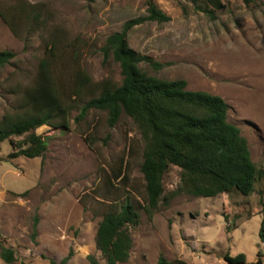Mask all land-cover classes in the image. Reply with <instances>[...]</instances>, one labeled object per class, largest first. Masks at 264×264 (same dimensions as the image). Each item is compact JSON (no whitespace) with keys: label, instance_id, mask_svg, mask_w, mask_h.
<instances>
[{"label":"rangeland","instance_id":"374dc122","mask_svg":"<svg viewBox=\"0 0 264 264\" xmlns=\"http://www.w3.org/2000/svg\"><path fill=\"white\" fill-rule=\"evenodd\" d=\"M19 1L0 0V7L8 9ZM24 1L40 7V18L23 21L17 35L0 18V52L16 55L0 68V118L21 96L13 90L37 81L41 61L52 55V43L57 45L53 73L69 88L79 71L94 83H121L119 64L105 58L102 48L126 22L147 16L146 0ZM155 2L170 20L137 25L127 41L162 68L146 62L140 68L160 79L185 80L190 91L223 98L230 107L228 121L240 128L252 161L264 170V0H221L225 9L212 13L202 0ZM88 98L84 93L77 100L67 128L37 129L48 143L43 158L9 159L14 152L10 142L0 146V235L15 249V264L59 262L70 251L69 264H91L90 258L106 264L96 247V232L108 200L121 193L107 194L108 168L124 159L130 175L127 189L145 194L140 171L144 145L137 125L124 113L113 128L105 112L91 109L81 117ZM179 174L172 166L164 178L165 201L152 216L141 212L124 264H156L160 256L170 264H227L226 255H242L245 264H254L258 252L264 254L259 239L264 178L250 196L233 191L213 198H171ZM261 260L264 264V256ZM0 264L6 263L0 258Z\"/></svg>","mask_w":264,"mask_h":264},{"label":"trees","instance_id":"16d2710c","mask_svg":"<svg viewBox=\"0 0 264 264\" xmlns=\"http://www.w3.org/2000/svg\"><path fill=\"white\" fill-rule=\"evenodd\" d=\"M202 1L212 8L209 12L201 8L203 12L225 9L221 0ZM146 4L147 16L126 22L123 30L111 34L102 48L105 58L111 56L119 64L120 84L109 79L94 83L88 74L79 71L73 87L69 88L53 73L57 45L52 43L49 50L52 55L41 61L37 81L24 90L14 89L13 93H21V96L0 118V146L9 141L14 150L9 159L43 158L48 143L36 133L37 129L42 126L67 128L69 117L77 108L75 104L84 93L89 94V98L80 109L81 117L91 109L105 112L108 126L113 128L124 113L137 125L144 145L140 171L145 194L135 188L127 189L130 175L124 159L119 165L108 168L107 194L121 193L108 200L96 232V247L106 264L128 262L133 248L132 230L139 226L142 211L152 216L165 201L164 178L172 166L180 169V182L171 192V198L180 195L213 198L233 191L250 196L264 178V170L252 161L248 141L241 135L240 128L228 121L230 107L223 98L190 91L185 80L160 79L140 68L143 62L156 70L162 68V64L131 49L127 41L129 31L146 21L170 20L155 0H146ZM0 18L17 35L23 21L40 18V7L20 0L11 8L0 7ZM15 57L14 52L1 51L0 68L10 65ZM99 198L107 200L108 196ZM261 206L259 239L264 249L263 201ZM38 224L36 216L31 236L34 242ZM72 256L70 251L61 261L50 259L49 264H69ZM257 256L254 264H263L264 254L259 251ZM0 258L6 264L18 261L15 249L8 246L1 235ZM224 260L227 264H245L242 255L233 258L226 255ZM90 262L97 264L93 258ZM177 263L188 264L183 260ZM156 264L170 263L160 256Z\"/></svg>","mask_w":264,"mask_h":264}]
</instances>
